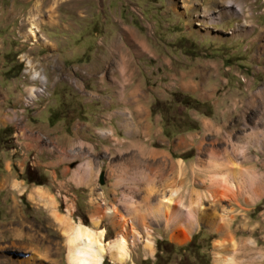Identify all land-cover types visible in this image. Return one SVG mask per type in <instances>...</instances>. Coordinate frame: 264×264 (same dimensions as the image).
Returning <instances> with one entry per match:
<instances>
[{"label":"rangeland","instance_id":"obj_1","mask_svg":"<svg viewBox=\"0 0 264 264\" xmlns=\"http://www.w3.org/2000/svg\"><path fill=\"white\" fill-rule=\"evenodd\" d=\"M212 21L219 23L211 25ZM176 23L180 27L175 30ZM31 24L38 28L36 40L29 33ZM173 49L186 56L181 62L188 61L190 70H212L198 65L205 59L221 64L227 84L216 92L214 111L209 104L199 110L173 104L172 93L183 92L164 88L170 81L165 74ZM119 53L128 58L125 69L128 66L134 74L128 89L139 85L140 96L147 95L157 115L144 123L148 136L124 137L114 121L111 129L92 131L103 124L91 117L94 103L84 100L97 94L108 98L104 94L109 92L90 91L92 73L119 70ZM172 66L183 68L177 61ZM9 69L19 74L7 79ZM33 71L45 82L33 78ZM157 81L165 89V99L156 94ZM0 84L6 89L4 102L0 94V109L15 112L19 127L30 124L43 131L51 112L53 120L72 124L71 134L76 131L79 138L91 136L93 142L110 147V152L100 151V163L90 174L91 187L56 193L61 212L65 197L77 195L71 219L83 223L85 216L86 226L104 231V243L123 233L126 258L112 262L105 246L102 264H222L231 253L228 246L224 252L218 247L226 234L244 253L231 264H264V0H0ZM257 91L260 95L255 96ZM172 116L176 126L170 129ZM86 120L89 124L82 125ZM129 123L128 130L136 132V123ZM12 125L17 128L15 121ZM161 126L165 136L178 134V148L164 145V156L135 148L126 155L114 153L122 141L139 139L148 147L159 146L150 132ZM12 136L3 137L0 150L13 144L17 134ZM30 154L29 163L36 156L44 160L36 149ZM219 159L238 168L241 178L253 179L262 194L249 202L235 199V180L228 175V180L218 176L220 182H215L212 176ZM31 165L27 166L45 174ZM24 173L17 175L25 180ZM29 203L14 190L0 192V264H68L65 233ZM94 216H99L97 224ZM220 223L226 226L224 232L217 228ZM194 234L199 249L183 248ZM248 240L252 246L244 244Z\"/></svg>","mask_w":264,"mask_h":264},{"label":"crops","instance_id":"obj_2","mask_svg":"<svg viewBox=\"0 0 264 264\" xmlns=\"http://www.w3.org/2000/svg\"><path fill=\"white\" fill-rule=\"evenodd\" d=\"M173 11H175V8H173ZM196 13L197 11H194L192 14ZM179 15L180 13L176 16ZM222 22H220V24ZM218 23L219 22H214L210 24L217 26ZM179 27L180 25L176 23L175 30ZM179 37L181 36H177L176 39ZM174 49L172 52L173 55L171 56L172 61L171 67L169 68L170 70H166L167 73L165 74L170 78V81H165L166 85L164 88L167 90L177 89L192 95L200 102H208L214 111V97L216 92L222 84H227V78L223 77L221 64H219L218 61H207L205 59L198 65L202 64L204 67L211 68L212 70H190L191 68H187L189 65L188 61H186L185 65L181 62L186 56L181 54L180 50L175 51ZM167 57L170 58V56ZM127 59L128 58L124 57L122 53H119V70H101L92 73L95 81L93 86L90 85V91L104 92L109 90L107 94L103 93L108 98H100L97 94L91 99L85 98L84 100V103L85 101L94 103L96 111L91 117L94 118L96 122L103 124L102 127L94 126L92 128L93 132L99 128H105V126L110 128V123L114 121V123L118 125L117 128L123 131L124 137L127 135L131 136L132 133H136L139 136L143 134L148 136V126L144 123H147L148 117L152 116V118L156 119L157 115L152 114L147 95L143 94V97L140 96L139 91L141 93V89L139 85H135L128 89V85L131 84V78H133L134 74L131 70H127L128 66L125 69L124 64H126ZM129 59L131 63L130 56ZM175 61L179 62L183 68H174L172 65H174ZM3 74L4 72L2 71V75ZM6 78L8 79L9 77L6 76ZM155 86L156 94H158L160 99H165L167 97L164 94L165 89L160 88V82L157 81ZM0 87V94H2L3 101L6 89L5 86L1 84ZM133 91L135 92L132 93ZM257 95H260L259 91L255 94V96ZM7 99H9V97H7ZM2 101L0 102L2 103ZM11 111L0 109V130L5 127H10L11 138L13 137L12 135L17 134V139L12 140L13 144L11 146L7 149L0 150V192H2V190H14L25 203L29 201L30 203L28 205L32 208L44 211L51 221V224H54L62 235L63 233L66 234L70 226L69 222L76 223L71 219V213L76 209L78 198L77 195H73L72 199H67L65 197L66 208L61 212L56 196L57 191L61 189L64 191L67 190L66 192H68V189L79 190L91 187L92 177L90 174H93L94 168L100 163V151L101 149H106L107 152H110V147L104 148V146L99 145V143L93 142L91 136V138H79L76 131L71 134L70 132L73 130L72 124L69 125L64 119L58 121L53 120L51 112L46 114L47 124L49 125L47 126L48 128L44 127V129H42L43 131H41L30 126V124H22L21 127H19L17 122L19 118H16L15 112ZM190 116L192 119H195L193 115L190 114ZM143 117L144 121H142ZM14 121L17 128L12 125ZM22 121L23 117L19 123ZM129 121L136 123V132L128 130L131 128ZM160 121H162V119ZM58 123L60 124L59 128H55L54 125ZM87 123L89 124V121L87 122L86 120L82 125H86ZM165 127L167 128V126ZM150 134L155 137V141L159 143V146L155 145L148 147L137 139L133 142H131V140H129V142L122 141L118 143L119 146L117 148H113V151L114 153L126 155L135 148L138 149V153H145L151 156H164L167 153V148H165L164 145L167 147L171 145L172 149L178 148V146L181 145L177 137L178 134L175 135V133H170L168 136H165L162 126L161 129H158V127L154 128ZM151 138L152 137L149 139L151 140ZM51 142H54V144ZM34 149L37 150V154L43 156L44 160L40 161L36 156L32 164L28 162V156L31 155L30 151ZM28 164L41 168L48 180L46 184H29L18 177L17 173H23L28 167ZM12 168L17 169V172L14 171L15 175L11 172ZM53 188H55V190H53ZM63 196L65 195L63 194ZM95 209L96 206H93V208H90V212H94ZM58 218L62 221L63 225L59 224ZM64 230L66 232H64Z\"/></svg>","mask_w":264,"mask_h":264},{"label":"bare ground","instance_id":"obj_3","mask_svg":"<svg viewBox=\"0 0 264 264\" xmlns=\"http://www.w3.org/2000/svg\"><path fill=\"white\" fill-rule=\"evenodd\" d=\"M28 29H29L30 35L34 37V40H36L38 37L37 36L38 28L36 24H31V26ZM32 77L38 78L41 81V83L45 82L44 76L38 74V72L33 71ZM33 94H34V88H31L30 95H33ZM216 160L215 162H217ZM218 161H219L218 163H215L218 166V170L212 173V176L214 177V179H216L215 180L216 182L218 181L217 180L218 176H222L221 178V181H222V179L228 180V175H230V177H232V179L235 180V182L233 181L235 183V184L233 183V186L235 187V192H236V194L234 195L235 199H242L244 202H249L254 197L260 196L262 194L263 191L261 190H260L261 192L259 191V187L256 186L253 179H251L250 177H249V180L243 179L244 177L241 178L238 168H229L227 166V161H224L223 159H219ZM179 162L181 161L179 160ZM224 175H226L225 178L223 177ZM218 182H220V180ZM223 185H226V183H224ZM225 187L227 189V186ZM214 194H211L210 197H213L212 195ZM218 196L220 198L223 197L222 194ZM92 219H93L94 224H97L99 221V216H94ZM57 220L59 224H62V221L59 218ZM217 228L224 232L226 226L223 223H220ZM103 234H104V231L102 229L94 230L93 228L86 226L79 222L70 224L65 234L68 264H102L101 261H102L103 254L105 253V248H104L105 246L109 247L108 255L112 262L123 261L127 256V245H126L127 242H126V239L124 238L123 233H119L113 239L112 242H109L107 244L104 243V239H102ZM225 236H224L225 238L223 239L224 241L222 243L220 242L218 244V247H220L221 249L222 248L226 249V247L228 246L229 248L228 250H230L231 253L229 254L227 252L229 255H226L222 258V264H231L233 262H236V259L239 258V256L240 257L244 256V253L237 251L239 244L235 240H233L232 236L227 235V234ZM177 242L182 243L181 240H177ZM244 244H247L248 246H252L253 242L251 240H248L247 243H244Z\"/></svg>","mask_w":264,"mask_h":264},{"label":"trees","instance_id":"obj_4","mask_svg":"<svg viewBox=\"0 0 264 264\" xmlns=\"http://www.w3.org/2000/svg\"><path fill=\"white\" fill-rule=\"evenodd\" d=\"M190 45L192 46V43L191 42H190L189 46ZM17 71L18 70H11V69H9V70L6 71V73H7L6 76L7 77H13V76L19 74V73H17ZM172 99L175 102L173 104H182L183 107H185V109H195V110H199L200 109V106H202L204 108H208L209 105H210L208 102H200L199 100L193 98L192 96L187 95L186 93H182V92L181 93L180 92H174V93H172ZM159 104L160 103L157 104V107H158L157 110H160L161 109V111H159V112L162 114V112H165V111L163 110V105H161V104L159 105ZM170 106H171V104H170ZM157 110L155 108V111H157ZM153 113H154V110H153ZM172 118H173L172 119L173 121H172V123H170L171 124L170 125V129L172 128L171 126H173V128H175V126H176V122L174 121V117L172 116ZM185 121L187 123H193L194 122L191 119H186ZM189 128H195V127L189 126ZM10 131H11V128L10 127H5V128H3V129L0 130V144H2V145L4 144L3 137L9 136L10 135ZM169 134L170 133H167V135H169ZM24 179L28 183H34L36 185H44V184H46V177L43 174H40V173L36 172L34 169L29 168V167H27L26 170H25ZM82 222L85 225L87 224V218L85 216L83 217V221ZM194 238H196V234H194L192 236L191 240L188 241L182 247L183 248L199 249V246H198V244H196ZM104 264H106V263L104 262ZM143 264H152V263H150V261H145Z\"/></svg>","mask_w":264,"mask_h":264},{"label":"water","instance_id":"obj_5","mask_svg":"<svg viewBox=\"0 0 264 264\" xmlns=\"http://www.w3.org/2000/svg\"><path fill=\"white\" fill-rule=\"evenodd\" d=\"M99 182H100V184L103 183V177H102V175L99 176Z\"/></svg>","mask_w":264,"mask_h":264}]
</instances>
